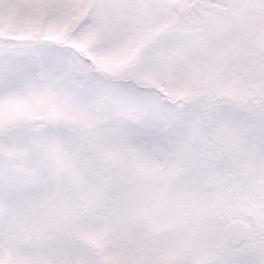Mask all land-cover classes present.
Masks as SVG:
<instances>
[{"label": "snow or ice", "instance_id": "6c2138e0", "mask_svg": "<svg viewBox=\"0 0 264 264\" xmlns=\"http://www.w3.org/2000/svg\"><path fill=\"white\" fill-rule=\"evenodd\" d=\"M0 264H264V0H0Z\"/></svg>", "mask_w": 264, "mask_h": 264}]
</instances>
